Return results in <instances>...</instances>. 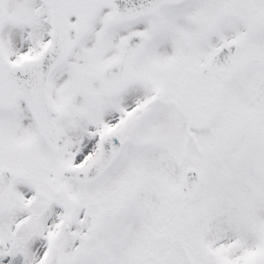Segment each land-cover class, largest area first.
Returning a JSON list of instances; mask_svg holds the SVG:
<instances>
[{
	"label": "snow or ice",
	"instance_id": "snow-or-ice-1",
	"mask_svg": "<svg viewBox=\"0 0 264 264\" xmlns=\"http://www.w3.org/2000/svg\"><path fill=\"white\" fill-rule=\"evenodd\" d=\"M0 264H264V0H0Z\"/></svg>",
	"mask_w": 264,
	"mask_h": 264
}]
</instances>
